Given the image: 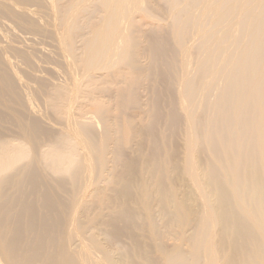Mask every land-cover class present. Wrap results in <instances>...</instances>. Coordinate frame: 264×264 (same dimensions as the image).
Wrapping results in <instances>:
<instances>
[{
  "label": "bare ground",
  "instance_id": "obj_1",
  "mask_svg": "<svg viewBox=\"0 0 264 264\" xmlns=\"http://www.w3.org/2000/svg\"><path fill=\"white\" fill-rule=\"evenodd\" d=\"M28 1L0 0V12L10 11L12 17L17 18L13 22L18 20L17 26L20 24L30 31L44 33L47 27L42 26V31L35 17V20L32 15L28 18L15 8L14 4L21 6ZM46 1L45 5L49 6L51 0ZM60 1L53 0V8L49 7L51 13L56 7V17L59 15L60 20L69 22L67 31L59 33L60 38L56 36L58 45L70 59L74 87H78L80 79L74 74L77 54L73 37L77 29H81L79 18L92 14L93 8L100 7L98 21L101 27L84 44L87 71L94 68L112 70L119 63L127 62L132 73L138 74L137 79H140L142 73L150 69L144 70L134 61L132 52L136 44L130 40V27L124 26L131 18V12L138 11L139 7L142 9V5L144 12L154 15L147 5L148 0H72L67 6L62 3L65 9L60 8ZM85 1L89 5L79 8ZM165 1L168 4L165 3L166 11L173 19V23H169L174 27L173 37L181 48L178 54L183 57L181 63V57L179 60L174 58L178 66L182 64V88L176 96L179 104L173 102L169 116L175 111L179 123L185 114L191 124L185 136L184 156L176 161L174 154L168 156L160 151L162 156H158L154 151L157 156L150 155L135 162L129 160L118 174L115 167L108 170L104 163L111 150L109 131L106 129L99 139L93 140V124L84 123L82 118L78 123L73 122L72 130L63 137L61 135L50 150L35 154L30 158L33 162L29 163L25 162L30 157L25 148L26 141H33L44 131L37 121L25 124L24 118H19L25 133L23 142L11 144L6 141L0 148V264H161L154 256V250L142 246L141 236H130L133 245L129 248L118 245L119 255L115 256L96 235H87L94 227L90 223L102 224L107 227L105 234L111 243L119 244L126 236L124 228H157L156 208L168 218L164 228L155 233L159 241L153 246L159 250L162 264H264V0ZM28 10L26 12L30 14ZM80 13L83 15L79 16ZM191 34L196 36L197 43ZM136 37L132 36L133 39ZM188 37L196 43L194 47L190 46L191 41L188 44ZM13 53H9L10 56L13 57ZM19 55L25 58L24 54ZM5 59L12 62L8 57ZM174 62L166 65L175 66ZM2 68L0 66V81L5 86L0 88V95L4 97L7 89L13 87L14 75ZM178 68L177 72L181 69ZM176 69L173 67L170 72L175 73ZM134 90L123 97V104L135 102ZM167 125L168 134L173 135L171 122L167 121ZM73 132L84 139L72 137ZM136 135L146 140L143 129ZM162 137L170 139L167 133ZM162 142L165 140L158 141ZM119 143L121 140L115 141L110 151L114 155L113 163L123 150ZM82 148L84 151L80 152ZM37 160L47 170L45 176ZM170 161L174 162L171 167ZM185 175L196 187L194 194L177 190V185H184ZM49 176L55 177L53 183ZM98 178H104L107 188L96 184ZM154 185L156 187L152 189ZM58 189L69 192L75 208L82 206L89 210L104 205L114 213L101 216L95 212L94 220L86 214L83 219L81 212L75 214L76 211L69 213L70 216L58 215ZM29 191L36 194L31 195ZM197 194L198 209L191 198ZM166 232L182 243L168 249L164 240ZM74 237L81 239L83 245L73 247Z\"/></svg>",
  "mask_w": 264,
  "mask_h": 264
},
{
  "label": "rangeland",
  "instance_id": "obj_2",
  "mask_svg": "<svg viewBox=\"0 0 264 264\" xmlns=\"http://www.w3.org/2000/svg\"><path fill=\"white\" fill-rule=\"evenodd\" d=\"M29 1L30 3H28ZM29 1L24 5L21 4V6L19 4H14L15 8H17V11L19 10V12H24L27 17L32 15V19L35 20L36 18V22L41 24L39 25L42 28L41 30H45L46 33L45 31L44 33H41V31H30V29H27L26 27L24 28L22 26V28L20 24L17 26L18 20L17 22H13L16 21L17 18L15 16L12 17V14L9 13L10 11L5 13L7 10H4L5 12L2 11L3 14L0 12V16L2 15V17H4H0V22H2L0 24L2 26H0V40L2 39L0 41L2 46L0 47L2 49H0V52L3 51L0 53V57L2 56L0 59V66L1 69H3L2 67H4V69L7 68V70L14 75L12 89H7L4 97L0 95V148L3 145V142L6 141H9L11 144H20V142H23L22 140L25 133L22 128L23 123L21 125L19 118H24L25 124L35 120L41 125L45 133H39V136L33 141H26L25 148L28 150L30 157L28 158L29 160H25V162L31 163L33 160L30 158L35 156V154L39 155L50 150L55 142L59 140L58 138H60L61 135L63 137L64 133L72 130L70 125H73V122L78 123L77 121L83 118L82 121H85L84 123L89 121V124H93V140L99 139L100 134L103 135L106 129L111 136V139L109 140L111 150L115 146L114 142L121 140L119 146L120 149L123 150L119 157H117L115 163H113L114 155L110 152L111 150L107 154V161L105 160L104 163L106 162L108 165V170H114L115 167V172H118L119 174L124 170V165L129 160L134 161L150 155H156L157 153H154V151L158 152V156H162L163 153H166V155L168 154V156L174 154L173 157L176 161L181 160V157L185 154L184 146L185 139L187 138L185 136L189 133L191 124L186 120L185 114L181 109L180 114H184L182 122L177 123V113L175 111L169 116L170 109L173 108V102H175L177 106L179 104L176 96L182 88L181 74L183 75V69L180 67L182 64H179L178 66V62H174V58L176 57V60H179L181 57L179 60V63H181L183 57L178 54L181 52V48L176 44L173 37L174 27L172 28V24L171 26L169 25V23H173V19L172 17H169L170 13L166 11V7L168 6L166 1L148 0L147 5L150 7L154 15L151 16L144 12L142 5V9L140 7L138 11L134 9V11L131 12V18L124 23V26L130 27L129 29L126 27L130 32V40L136 44V47L132 52L134 61H136V64L140 65L144 70H147L148 67H150L149 70L142 73L140 79H137L138 74H135V72L132 73V68L128 66L127 62L119 63L112 70L94 68L87 71L86 64H84L87 56L84 44L85 41L88 39L90 40L94 32L101 27L98 21L99 15H101V11L99 10L100 7L97 6L98 10L96 8L91 9L94 11L92 14H88L87 16L84 14L83 18L80 17L78 24L81 26V29H77V32L73 37L74 48L76 49L77 54V56H75V64L77 65V67L75 65V69H77V72L74 70L76 72H74V74L80 79L78 87L73 86L75 77L70 70V59L64 52L63 47L58 45L59 38L62 36L59 35V33L62 34L67 31L69 22L65 19L60 20L59 15L56 17L58 12V10L55 9L56 7L54 8V11H52L53 13H51L50 10L52 9H50L49 6L51 5L53 8V5L55 4L53 3V0L50 1L49 6L45 5V3L47 4V1L40 0L42 1H39L38 3L41 4L40 7L37 5L38 0H34L33 3H31L32 0ZM70 1L72 0H67V2L66 0H61L60 8L65 9L64 6ZM57 2L59 3V1ZM57 2L56 4H58ZM62 3L65 4L63 7ZM12 4L13 2L10 3V5ZM18 5L20 8L16 7ZM29 5H31L32 8ZM32 5L37 6L34 8ZM59 5L60 3L58 6ZM88 5L89 2L85 1L79 8H85ZM13 6H11L12 8L9 6V8L12 10L14 8ZM46 6L49 11L46 10ZM58 6L57 8L59 9ZM37 7L40 9H37ZM41 7L42 9L44 8V13ZM21 8L25 10H22ZM28 9H30L31 13L33 10V13L27 14V12H29ZM12 11H16V9H13ZM35 13L36 16H34ZM46 13L48 15L50 14V16L48 17ZM167 13H169V15H167ZM5 14H7V16ZM38 14L41 17H38ZM82 15L83 13L79 14V16ZM8 16L12 17L10 18L12 21L8 19ZM3 19L7 21H3ZM43 19H46V21ZM129 22L130 25H127ZM43 23L47 25H44ZM2 24H4L5 27ZM10 26L13 27V30H11L12 28ZM15 26L16 28H14ZM42 26H44V28L47 27L48 30L51 29L50 27L52 26V29L47 32L48 30L44 29ZM3 28L4 31L2 30ZM5 29L9 30L5 31ZM127 29L126 31H128ZM51 31H55V33ZM6 32L8 34L10 33L11 36ZM51 33L55 34V36H45V34L52 35ZM131 33L133 34L132 36L137 37L133 39ZM56 35H59V38H57ZM194 36L195 35L192 36L191 34L192 38ZM5 37L6 39L9 38L6 40L4 39ZM195 37L193 38L194 42L197 40ZM192 38L189 40L188 37V44L189 41H191V45H189L194 47L197 42L193 44L194 42H192ZM9 39L11 40V44ZM55 39H58V41ZM5 41H8L9 44ZM4 43L5 45L3 46ZM129 43L132 44L131 41H129ZM5 46L6 49L4 48ZM9 46L12 48L10 49ZM15 46L19 47L17 48ZM13 47L17 50L13 49ZM20 47L22 49H19ZM10 50L12 51L10 52ZM9 53L11 55L13 53V57L10 56ZM16 53L24 54L25 58L21 57L19 54L17 56ZM177 55H179V58H177ZM5 57H8L12 62L5 61ZM11 57L13 59H11ZM172 58L173 60H171ZM169 61L171 63L173 61L174 64L176 63L175 66L172 65L173 63L170 64V67L173 66L174 70L179 67L178 69L181 68L182 71L180 69L179 72H177L178 70L176 69L175 73L173 72L174 74L171 73L170 71L173 67L171 69L167 66L170 63ZM176 65L178 67H176ZM176 72L178 74L180 73V77ZM169 78H171L172 81ZM4 86V82L0 81V88ZM133 88L135 89L133 94L135 102L132 103L129 101L130 104H123V97L130 95ZM171 116H174L173 120L170 119ZM89 117L91 118L89 119ZM90 120H93L94 122ZM167 121L171 122V129L175 131V133H173L174 137H172V134H168L169 130L167 128ZM94 123H96V125ZM140 129L145 131L147 135L145 136L146 140L143 139L144 137H137L136 132L140 131ZM166 133L167 136H170L168 137L170 138L168 140L162 137ZM72 137H75L80 141L84 139L76 132L72 133ZM161 139H164L165 143H158ZM141 140V144L137 145V142ZM102 143L103 141L101 140V144ZM83 151V148L80 149V152ZM160 151L162 152L161 155ZM37 162L40 163L37 164L39 167L42 166L44 170L42 171V174L45 176L47 170L43 167L41 161L37 160ZM172 165H174V162L170 161V167ZM108 172H106L105 175H108ZM185 178L186 179L183 182L184 185H177V190L180 193L187 190L194 194L196 187L193 185L189 176L187 177V175H185ZM54 179L55 177H50L52 183ZM96 184L107 188L104 178H98ZM54 186L56 187V184H54ZM68 186L73 187L70 183H68ZM155 187L156 185H154L152 189ZM65 191L66 190H57V195L59 196H57V204L59 203V207H57L58 215L63 213L66 216H70L72 211H76L75 214L81 212L80 216H82L83 219H86L84 216L86 214L94 220L95 212H97L96 215L100 214L101 216H107L114 213L112 209L106 208L104 205L97 208L92 204L90 206L93 207L89 210L84 209L82 206H76L75 208V204H72L69 192L66 191V193ZM29 193H31V191H29ZM35 194H33V192L31 193V195ZM191 198L193 199L195 207L198 209V201L200 202L198 194L191 196ZM155 210L156 222L158 225L157 228H124L126 236L122 237L119 244L114 245L111 243L110 237L105 234L107 227L102 224L90 223V225L93 224L94 227L89 230L87 235H96L97 240L104 244L108 249H112V253L115 256L119 255V250L117 249L118 245H121L123 248H129L133 245L130 236H141L142 246L154 250V256L157 261L162 264L160 257L161 254L159 250H155L153 246L159 241L155 236V233L164 228L165 222L168 218L163 217L158 211V208ZM122 226L123 223L120 222V227ZM216 229L217 228H215V230ZM74 239L73 247L83 245L81 239L78 237H74ZM164 240L168 245V249L182 243L180 239L174 238L167 232ZM136 261L139 262L141 259H136Z\"/></svg>",
  "mask_w": 264,
  "mask_h": 264
}]
</instances>
